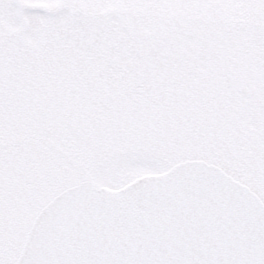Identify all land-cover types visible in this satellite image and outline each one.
Masks as SVG:
<instances>
[{
  "label": "snow or ice",
  "instance_id": "snow-or-ice-1",
  "mask_svg": "<svg viewBox=\"0 0 264 264\" xmlns=\"http://www.w3.org/2000/svg\"><path fill=\"white\" fill-rule=\"evenodd\" d=\"M0 264H264V0H0Z\"/></svg>",
  "mask_w": 264,
  "mask_h": 264
}]
</instances>
